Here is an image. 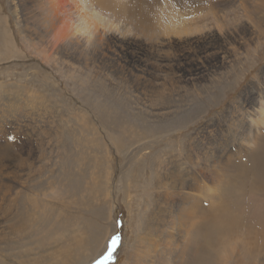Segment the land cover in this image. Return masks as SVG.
<instances>
[{
  "label": "rangeland",
  "instance_id": "obj_1",
  "mask_svg": "<svg viewBox=\"0 0 264 264\" xmlns=\"http://www.w3.org/2000/svg\"><path fill=\"white\" fill-rule=\"evenodd\" d=\"M186 1L180 0L182 4H179V9L189 12L187 18L196 19L197 26L202 27L204 24V28L176 35L164 34L161 26L155 30L157 35H147L155 37L150 38V43L155 47L160 46L157 47V53L166 55L168 59L165 62L159 63L137 53L133 57L137 62H127V57L104 52L105 42L100 40L102 54L92 61V67L96 68H90L89 64V69L79 68V72H72L64 68L59 71L44 60L38 46L33 47L22 36L20 25L12 13L11 0H0V55L10 56V59L0 57V93L3 100L0 103L10 100L12 96L21 103L20 99L27 90L37 91L40 95L43 93L44 97L31 103L35 107L32 115L36 116L33 119L42 131L48 134L39 137L34 130L32 137V131L27 128L28 134L20 132L16 136L32 137L30 142L27 139L26 146L0 147V167L4 158L7 164L18 159L20 170L14 188L23 184V188L19 189L20 194L13 196V202L9 200L8 193L0 195V264H124L130 253L136 252L135 246L141 248L137 237L147 232L146 227L151 222L152 225L158 222L155 213L162 197L151 192L153 180L150 181L149 172L165 169V163L158 165L157 161L164 154L176 150L174 145L177 139L183 144V139L194 131L212 124L218 113L264 67V39L258 41L257 30L254 31V0H249L245 6L246 12L242 11L236 0V3L229 4L232 9L229 6L220 12H217V8L210 11L204 9L206 11L203 10L201 15L205 14L207 20L201 19L200 9L197 12L190 11L192 8L195 10L192 7L195 4L190 5ZM219 1L218 4L224 5L228 0ZM162 3L163 0H155L152 7L156 12L160 11L155 14V18L161 20L160 24L162 19L169 17L168 8H164ZM213 12L220 16L219 22L210 18ZM160 13H163L161 17ZM151 15L152 27L153 23L158 26ZM113 28L109 25L110 30ZM210 31L218 34L214 40L219 41L200 38L202 42L185 46V50L189 51L187 57L181 55L178 47L174 46V41L199 38ZM228 33L229 37H226ZM143 39L138 38L139 41ZM13 44L16 50L6 49L10 47L8 45L13 47ZM18 49L21 53L16 56ZM219 58L224 59L225 63L223 67L215 69L213 63ZM95 62L98 67L94 65ZM125 64L135 67V73L148 69L152 74L149 77L152 79L151 86L148 88L139 84L135 87L136 82L149 83L129 77L123 68ZM179 75L184 76L180 79ZM186 78L197 80L194 85H190L185 82ZM161 82H166V87L171 89L166 102L161 92ZM25 99L29 101L30 98L25 96ZM152 112L164 116L154 117ZM221 118L216 120L215 127L220 124ZM222 127L223 124H220L217 136L213 137H221L219 129ZM263 135L254 161L247 160L244 166L239 165L238 168L237 163L233 167L231 165L235 163H232L219 172L224 185L230 182L239 187L242 182V199L236 204V208L238 205L242 211L243 199V205L247 204V200L264 205ZM191 146L195 147L193 144ZM211 146H214L210 148L214 153L218 146ZM201 148H198L199 151L204 152ZM208 169H204L208 171L204 172L205 175L211 171V168ZM243 169L247 170L245 174L242 173ZM200 171L201 168L197 166L196 172ZM253 171L256 176L251 175ZM0 174L2 180L3 171ZM223 184L219 188L220 192L212 190L211 197L203 198L205 200L194 213L197 216L194 229L198 234H194L196 241L187 249L182 264H221L220 252L223 246L231 243L241 248V259L245 264H264L263 246L256 247V244L238 235L227 236L225 240H222L224 236L218 239L221 235L217 232L218 226L215 231L214 220L218 222V219L227 218L220 210L236 202V199L232 200L234 202H224L226 204L223 207L220 205L222 200H218L219 216L212 212L218 210L215 205L212 206L217 198L221 195L227 197L225 191L229 184ZM254 187L261 190L256 191ZM252 189L254 191H250ZM160 205L161 208L164 206ZM209 209L213 216L208 215ZM154 210L151 217L149 214ZM242 211L238 215L235 213V218L240 215V220ZM162 212L167 215L166 211ZM169 217L161 222H166ZM16 225L18 227L14 228ZM113 237L119 238L115 245L110 243ZM159 242L166 246V242ZM244 251L248 253L244 255Z\"/></svg>",
  "mask_w": 264,
  "mask_h": 264
},
{
  "label": "bare ground",
  "instance_id": "obj_2",
  "mask_svg": "<svg viewBox=\"0 0 264 264\" xmlns=\"http://www.w3.org/2000/svg\"><path fill=\"white\" fill-rule=\"evenodd\" d=\"M183 1L185 2L186 0ZM234 1L235 0H228L224 5L222 3L221 5L218 4V2L220 3L219 0H189L190 5L195 4V6H192L195 10L191 6L189 7L192 8L190 10L192 12H197L200 9L201 15V13L206 11L204 9L210 11L217 8V12H220L223 11V8H228L230 2L231 4L237 2L242 11L246 12L249 0ZM154 2L155 0H11L12 13L17 20V23L20 25L19 30L23 32L22 36L27 42L32 46H38L37 48L40 49V53L44 55L43 59L47 60L49 64L51 63L50 65L55 69L61 71L64 68L65 70L72 72H79V68H88L89 64H91L90 68L92 67L97 55L102 54V49L99 46L100 40H104L105 42L104 52L111 53L118 57H127L129 58H125V61L127 62H137L136 59H133L134 54L137 53L141 54L142 57H149L153 59V61L158 60L159 63H162L168 58L165 54L157 53V47L160 46L155 47V45L150 43V40H152L150 38L155 37L147 35H157L158 33L155 32V30H158L159 28L157 27L161 26L164 34L174 33L176 35L193 33L195 30L200 31L204 28V24L202 27L197 26L196 19L187 18L189 12H183L179 9V4H182V1L180 2V0H163L162 6L168 8L169 17L166 20L162 19V24H160L159 22L161 20L159 21L156 19L157 17L155 18V14L160 11L157 10L156 12L155 9H152ZM186 2L189 3L188 1ZM254 3V10H256V29H254V31L257 30V40L259 41L262 38L264 39V0H254ZM188 5L189 4H187V6ZM229 8L231 7L229 6ZM203 10L204 12H202ZM217 12H213V16L210 18L219 22L220 16ZM206 13L209 12L207 11ZM261 13L263 14V17L260 18ZM149 14L154 16L155 23H158V26L153 23L154 27H152V19ZM162 14L160 13V17ZM201 17H203L201 18L202 20L208 19L205 14H202ZM4 20L6 23V19ZM202 20L201 22H205ZM109 25L114 27L113 30H110L111 28L109 29ZM210 32H206L199 38L194 39V37H192L184 41H174V46L178 47V52L181 55L187 57L189 51L185 50L186 45L193 44V42H202L200 38L208 41L207 38L214 40L218 37L216 32ZM142 37L145 39L139 41L138 38ZM226 37H229V33ZM214 41L217 42L219 40L217 39ZM6 44H9V42ZM14 44L13 47L12 45H8L10 47L6 49L10 50L11 48H14ZM14 50H16V48H14ZM18 53H21L19 49L16 51V56ZM0 57L2 56L0 55ZM6 57L9 58L10 56ZM6 57H2V59ZM157 57L159 59H157ZM215 63H213L212 67L217 69L223 67L225 62L224 59L221 58L220 60L219 58ZM77 65L78 68H76ZM94 65L97 66V63L95 62ZM92 68L95 69L96 67ZM123 68L127 70L128 76L133 77L134 80L147 81L149 83L141 84L140 82H136V84H134L135 87L139 84L148 88L151 86L150 82L152 79H149V77L152 74L147 71L148 69L144 68L138 73H135L133 72L135 67H130V64L123 65ZM183 76L184 75H179L178 78L182 79ZM185 80L186 83L194 85V81L196 82L197 79L186 78ZM166 84V82H161V92L164 102H166L170 96L169 92L171 90L166 87ZM4 91L5 90H2L1 92ZM7 91H12V89H8ZM240 92L241 93L235 96L225 109L218 113V117L216 116V120L218 121L219 117H222L220 124H223V127L222 129H219L221 137H213L217 136V130L220 124L215 127L216 120L212 121V124H207L205 127L201 128V130L194 131L189 137L183 139V144L177 139L178 141L174 145L176 150H171L173 152L170 151L169 153L164 154L162 159L157 161L158 165L165 163L167 169L165 167V169L159 168L156 171L153 169L149 172V179L150 181L153 180L150 188L151 192L153 191L156 196H162L161 202L157 204V213H155L154 210L153 213L150 211L151 214H149L152 217L155 213L157 215L155 220L158 222L154 225H152L151 222V225L146 227L147 232H144L137 237V242L141 244V248L139 249L135 246L136 252L131 250L132 252L128 256L130 259L127 257V261H125L124 264H128L129 262L130 264H182L187 249L196 241L194 234H198L194 229V221L197 219V216H195L194 213L205 200L203 198L211 197L212 190L217 192H220L221 190L219 188L222 187L224 179L220 176L219 172H222V169L227 166L230 167V164L232 163H235V165H231L232 167L236 166L237 163L238 168L239 165L244 166L247 160L254 161L258 154L260 139L264 132V103H262V100H264V67L258 75L255 74L252 77L250 82H248V85ZM31 93H33V95H30ZM25 96L30 98L29 101L25 99ZM1 97L2 93H0V101H3ZM42 97H44L43 93L40 95L37 91L27 90L22 99H20L21 103L17 102V97L15 99L13 96L10 100H5L0 103V147H16V145L19 147L26 146L27 139L30 142L34 130L38 132L39 137L44 136L46 131L43 132L33 119V116L35 115H32V110L35 107L31 104L32 102H35V100H38V98L41 99ZM48 110L52 111L50 108ZM45 114L47 113L45 112ZM162 115L163 114L161 113L156 114L152 112V116L154 117H161ZM223 118L225 120H223ZM36 119L38 122V118ZM48 119L49 118L46 120ZM27 128L32 131V137H16L17 133L20 134V132L28 134ZM45 135L48 134L45 133ZM9 137L12 139H9ZM31 144L33 143H30V145ZM192 144L195 147H192ZM211 145L218 146L214 153L210 150V148H214V146ZM201 147L206 148L210 153L206 152V150ZM198 148L205 151L200 152ZM184 150L188 151V153H183ZM182 153L184 156H182ZM5 159L6 158L2 159L0 167V171H3V178L0 180V195L5 196L7 195L6 193H8L11 198L9 200L13 202V196L18 193L20 194L21 190L19 189L23 188V184L16 185L14 188L16 179L19 177L20 163H18V159H16L13 163L7 164L6 161H4ZM197 166L201 168L200 173L196 172ZM8 167L10 170H8ZM205 168H211V171L207 173V175L204 174V172L207 171L204 170ZM228 169L232 170V168ZM246 172L247 170L243 169L242 173L245 174ZM252 174L256 176L254 171L251 175ZM0 175L2 176V174ZM229 183L227 182L225 185L223 184V186H227ZM239 184V187L234 183L229 184L225 191L227 197L223 198L221 195L212 204V206L215 205L216 209H218L216 210L217 212H212L217 214L219 212V208H217L218 200H222L223 203L219 204L224 207V204H226L224 202H231L233 199H236L234 204L227 203L228 206L225 205L226 207H224V209L221 207L223 210H220V213H225V216H223L224 218H227L218 219L217 217L218 222L213 219L214 227L216 226L215 231L219 227L217 232L220 233L219 235L221 236H219L218 239L221 240L220 237L224 236V239L222 240H225L227 236L238 235L256 244V247L262 248L263 246L264 248V205L261 202L255 203L254 201L249 200H247L246 205H243V202L245 201L243 199L241 204L243 211L240 209L243 212V214L240 213L242 217L240 220V215L239 217H236L238 219L235 218V216L238 215L237 213L240 212L238 205L236 208V204L242 199L240 188L243 184L242 182ZM262 187L264 189V184ZM254 189L256 191H258V189L261 190L259 187H254ZM250 191L254 190L252 189ZM244 197L246 198L245 195ZM160 204H163L164 206L161 208ZM209 207L211 209V206ZM234 207L236 210L238 209L237 212ZM162 211H166L167 215H163ZM213 213L211 214L210 212L208 215L213 216ZM219 214L217 215L219 216ZM168 215H170L169 219L162 223L161 220ZM200 222L203 221L201 220ZM204 224L206 225V222ZM200 225L202 226V224ZM207 225L209 224L207 223ZM16 227L18 226L16 225L14 228ZM252 232L254 234H252ZM159 241L166 242V246L160 244ZM142 247H145V249H142ZM247 253L248 252L244 251V255ZM241 256V248H239L236 243H231L229 246H223L220 252V263L245 264L241 259Z\"/></svg>",
  "mask_w": 264,
  "mask_h": 264
},
{
  "label": "snow or ice",
  "instance_id": "obj_3",
  "mask_svg": "<svg viewBox=\"0 0 264 264\" xmlns=\"http://www.w3.org/2000/svg\"><path fill=\"white\" fill-rule=\"evenodd\" d=\"M9 139H12L11 137H9ZM119 238L118 237H113L112 240L110 241L111 245H115L118 242ZM111 251V248L110 250Z\"/></svg>",
  "mask_w": 264,
  "mask_h": 264
}]
</instances>
